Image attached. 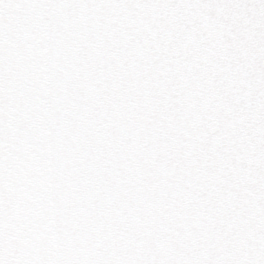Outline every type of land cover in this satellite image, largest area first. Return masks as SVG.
<instances>
[{"label":"snow or ice","instance_id":"obj_1","mask_svg":"<svg viewBox=\"0 0 264 264\" xmlns=\"http://www.w3.org/2000/svg\"><path fill=\"white\" fill-rule=\"evenodd\" d=\"M0 264H264V0H0Z\"/></svg>","mask_w":264,"mask_h":264}]
</instances>
